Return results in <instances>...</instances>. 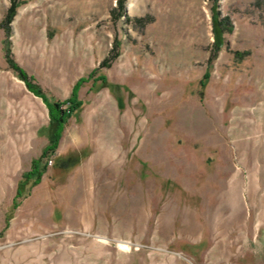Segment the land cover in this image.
<instances>
[{"label": "rangeland", "instance_id": "374dc122", "mask_svg": "<svg viewBox=\"0 0 264 264\" xmlns=\"http://www.w3.org/2000/svg\"><path fill=\"white\" fill-rule=\"evenodd\" d=\"M20 1L5 26L0 0V264H264V0ZM6 29L50 101L106 78L14 209L48 116Z\"/></svg>", "mask_w": 264, "mask_h": 264}, {"label": "trees", "instance_id": "16d2710c", "mask_svg": "<svg viewBox=\"0 0 264 264\" xmlns=\"http://www.w3.org/2000/svg\"><path fill=\"white\" fill-rule=\"evenodd\" d=\"M215 1V0H213ZM21 3L20 0H10V6L5 14L3 22L9 23L14 15L16 7ZM122 0L118 2V9L122 10ZM230 27L227 25L225 20H218L216 16V12L213 13L212 19V31H213V47L214 50L217 51L220 49L222 45V34L226 31H230ZM6 38L1 41L3 57L8 65V67L15 72L16 77L21 80L25 86V88L32 93L34 96L39 97L44 102L47 107V116L48 122L46 125L47 130V144L41 151V154L33 159L30 164V168L28 171L24 172L19 179L18 186L16 188L15 194L12 198L11 207L16 208L21 199L29 195V190L32 186L39 183L42 174L46 170V161L45 159L52 155L58 145L59 139L61 137L64 124L66 120L71 117L75 112L81 109L83 105V101L78 98V90L81 85L88 81V79L93 78L98 68L92 69L87 76H83L78 78L72 85L71 91L68 97L62 101H50L45 94L42 92L41 87L34 82L32 76L28 75L12 58L9 40L7 38V29L5 30ZM115 46L117 44L115 43ZM116 54H112L111 58H114ZM109 58L103 59L99 63V67H108ZM204 77H208V73L205 72ZM100 81V83H105V76L99 75L97 78L92 79V86L96 83V81ZM48 160V159H47Z\"/></svg>", "mask_w": 264, "mask_h": 264}, {"label": "crops", "instance_id": "0c3cea01", "mask_svg": "<svg viewBox=\"0 0 264 264\" xmlns=\"http://www.w3.org/2000/svg\"><path fill=\"white\" fill-rule=\"evenodd\" d=\"M23 83V82H22ZM73 85V84H72ZM70 93V92H69ZM58 147V146H57ZM56 150H57V148H56ZM36 158V157H35ZM30 164H31V160H30V162L28 163V166H26L25 167V172L26 171H28L29 170V168H30ZM47 169H48V167H46V170H45V172L47 171ZM45 172L42 174V176L41 177H43L44 176V174H45ZM167 221V220H166ZM168 222V221H167ZM162 226H165L163 223H160ZM167 225V224H166ZM168 227V226H167ZM177 227H179V225H177L176 226V228ZM172 229L174 228V227H171ZM172 229H171V232H172ZM183 229H185L184 230V232H181L180 231V228L179 229H177V230H175V231H173L172 232V235H174V236H172L171 235V237H172V239H175L176 240V242H178V241H188L187 240V238H185L184 237V235L186 234V235H188V236H190L191 234L189 233L190 232V228L188 227V226H186V227H183ZM167 230V229H166ZM177 231V232H176ZM165 232V231H164ZM176 232V234H174ZM191 238H193L192 236H191ZM190 242V241H189ZM191 243H196V242H193V241H191ZM192 246H194V245H192ZM185 249H187L188 251H190V247H184ZM222 249H223V247H222V244L221 243H218L217 245H215L214 246V251H217V252H222ZM177 250L180 252V251H182V252H184V251H186V250H184L183 248H182V246L180 247L179 246V244H178V246H177ZM186 253V252H185Z\"/></svg>", "mask_w": 264, "mask_h": 264}, {"label": "built area", "instance_id": "2783aa9c", "mask_svg": "<svg viewBox=\"0 0 264 264\" xmlns=\"http://www.w3.org/2000/svg\"><path fill=\"white\" fill-rule=\"evenodd\" d=\"M51 162H52V161H51V159H49V160H48V165H50V164H51Z\"/></svg>", "mask_w": 264, "mask_h": 264}]
</instances>
